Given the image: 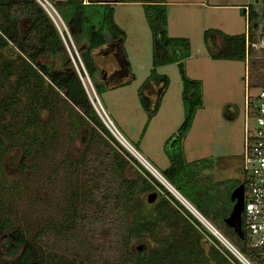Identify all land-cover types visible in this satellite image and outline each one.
Returning <instances> with one entry per match:
<instances>
[{
  "label": "trees",
  "instance_id": "obj_1",
  "mask_svg": "<svg viewBox=\"0 0 264 264\" xmlns=\"http://www.w3.org/2000/svg\"><path fill=\"white\" fill-rule=\"evenodd\" d=\"M118 3L141 4L151 31L152 69L147 81H162L163 86L152 107L141 97L149 112L148 121L157 112L168 84L167 77L157 74L156 69L176 64L182 83L184 119L173 147L166 151L169 166L161 177L241 254L259 264L260 256L251 248L244 225L241 238L225 224L233 206L230 194L240 184L246 190L245 181H214L203 173L207 160L185 161L181 141L203 107L202 84L185 71L189 40L167 34V0L51 2L69 37L64 32L63 37L59 34L35 0H0V264H238L149 173L143 171L133 177L127 172L129 165L116 150L118 144L91 104L90 92L81 78L85 81L87 76L96 93L106 90L98 82L100 69L93 54L109 42H123V32L114 21V5ZM247 10V33L204 31L208 48L214 47L208 43L212 36L221 41L214 47L216 52L209 50L212 59L245 63L256 44L254 30L259 19L260 39L264 38V4L261 13L253 5ZM43 113L48 115L46 121L41 120ZM63 125L69 127L71 140L77 131H83L85 152L79 159H64L69 184L60 217L51 225L43 224L29 239L12 219L15 203L28 189L23 183L29 174L58 146V130ZM6 161L16 168L15 179L2 175ZM153 191L162 196L157 203L148 204L144 196ZM200 230L210 242L207 258L200 248ZM103 234L108 240L94 246L93 240ZM148 239L153 243L151 248ZM71 240L76 243L68 249L66 244ZM133 241L139 243L134 253L130 250Z\"/></svg>",
  "mask_w": 264,
  "mask_h": 264
},
{
  "label": "rangeland",
  "instance_id": "obj_2",
  "mask_svg": "<svg viewBox=\"0 0 264 264\" xmlns=\"http://www.w3.org/2000/svg\"><path fill=\"white\" fill-rule=\"evenodd\" d=\"M47 1L51 4V2L64 0ZM263 4L264 0H167V34L170 37H183L189 40L190 57L183 61L185 71L190 79L202 84L203 107L197 111L190 130L181 141L183 155L188 163L207 160L208 168L203 173L212 176L214 181L242 179L240 162L244 98L248 89L249 93L253 94L264 85V50L261 48L260 39L261 19L258 20L259 24L254 30L256 44L248 53L245 63L212 59L209 56V50L216 52L214 47L220 46V38L212 36V40L208 39L209 45L214 46L208 48L203 33L209 29L218 30L226 35L245 33L246 18L243 9L246 7L244 6L253 5L257 12L261 13ZM114 21L123 32L122 52L128 63V72L133 79L123 78L121 82H112L109 88L105 85L106 90L101 93H96L92 83L85 80L87 85L85 89L87 88L86 90L90 92V97L100 114L104 113L126 143L135 148L140 157L157 173L162 174L169 166L166 151L173 147L184 119L182 83L178 67L176 64H168L156 69L157 74L167 77L168 84L160 99L157 112L148 121L149 112L143 107L141 97L147 98L152 107L157 101V92L163 86V82L154 84L147 81L152 69L153 48L144 8L139 3L115 4ZM20 30L22 31V26ZM65 48L73 66L78 71L66 43ZM71 48L74 56L79 59L73 43ZM103 50L95 51L93 56L98 68L110 73L118 66L113 55L104 56ZM144 85L147 88L142 89ZM94 110L96 112V109ZM47 118L46 113L41 115V120L46 121ZM101 122L118 144L119 147H116V150L128 163L127 172L135 177L137 173L141 174L145 171L160 183L161 181L118 140L109 124L102 120ZM147 122L149 123L144 130ZM58 131L60 133L58 146L32 174H29L27 182L23 183L24 186H28V189L25 195L21 194L15 203L12 219L29 239L43 224H50L60 217L69 184L67 169L63 166L64 159H79L85 152L86 142L83 141L82 130L76 132L74 140L69 137L71 132L67 125L61 126ZM132 159L137 163H133ZM2 175L7 180L15 179L16 168L11 167L6 161L3 164ZM150 194H156L153 203H157L162 196L160 192L153 191L145 195L144 200H147ZM190 214L194 217V214ZM196 220L199 222L198 219ZM199 223L211 233L202 221ZM198 232L202 234V239L199 241L200 248L207 258L211 252L210 242L203 231ZM107 240L106 234H103L93 240V243L94 246H99ZM75 243L71 240L66 246L70 249L75 246ZM147 245L148 248L153 246L150 239L147 240ZM138 246L139 243L133 241L130 250L134 253ZM80 255L83 259L84 253ZM205 264H213V262L209 261Z\"/></svg>",
  "mask_w": 264,
  "mask_h": 264
},
{
  "label": "built area",
  "instance_id": "obj_3",
  "mask_svg": "<svg viewBox=\"0 0 264 264\" xmlns=\"http://www.w3.org/2000/svg\"><path fill=\"white\" fill-rule=\"evenodd\" d=\"M35 1L54 21L53 23H55L59 34L63 37L64 32L68 36L63 22L52 5L47 0ZM54 17L56 19H54ZM81 80L84 87H86L84 80L82 78ZM86 80L90 83L87 76ZM91 90L94 93L92 88ZM90 100L100 119L105 123L107 122L109 127H112L116 133L120 135L112 123L106 118L104 113L101 112L103 116L100 114L91 97ZM243 113L244 124L240 169L242 174L241 180L245 181L246 190L244 189L242 225H244L246 236L251 248L256 250L260 256L259 259L261 261L259 264H264V85L259 87L253 94L249 93V89L247 90L244 98ZM157 174L161 177L159 173ZM176 194L190 207V209L188 208L190 211L197 213L196 210L184 200L182 196H180V194L177 192ZM200 218L205 221L207 228L209 227L208 229L212 235H214L220 244L234 257L238 264H256L232 246L209 222L201 216Z\"/></svg>",
  "mask_w": 264,
  "mask_h": 264
},
{
  "label": "water",
  "instance_id": "obj_4",
  "mask_svg": "<svg viewBox=\"0 0 264 264\" xmlns=\"http://www.w3.org/2000/svg\"><path fill=\"white\" fill-rule=\"evenodd\" d=\"M262 43H264V38L261 39ZM115 53H114V58L118 64L119 70L115 72L111 76L118 75L120 79H127L126 77L128 76V63L123 55L122 52V41L119 40L118 43L114 46ZM109 52L105 51L104 55H107ZM133 79L132 77L129 78ZM163 178V177H162ZM164 180V179H163ZM165 181V180H164ZM166 182V181H165ZM162 183V182H161ZM167 183V182H166ZM168 184V183H167ZM162 185L167 189L165 184L162 183ZM169 185V184H168ZM171 187V186H170ZM172 188V187H171ZM173 189V188H172ZM169 193L170 190L167 189ZM176 191V190H175ZM177 192V191H176ZM178 193V192H177ZM179 194V193H178ZM173 195V194H172ZM174 196V195H173ZM181 196V195H180ZM179 203H182L179 198L174 196ZM156 198V194H150L147 197V203L151 204L154 202ZM185 200V199H184ZM230 201L233 203V206L231 208V211L228 215V217L225 219V224L232 228L235 234L239 237H243V231H242V212H243V205H244V186L242 184L238 185L230 194ZM182 205H184L182 203ZM184 207L192 213L185 205ZM197 212V211H196ZM198 213V212H197ZM193 214V213H192ZM199 214V213H198ZM199 216H201L199 214ZM195 217V215H194ZM202 217V216H201ZM196 219L199 220L198 217H195ZM203 218V217H202ZM200 222V221H199ZM212 234V233H211ZM214 236V235H213Z\"/></svg>",
  "mask_w": 264,
  "mask_h": 264
},
{
  "label": "flooded vegetation",
  "instance_id": "obj_5",
  "mask_svg": "<svg viewBox=\"0 0 264 264\" xmlns=\"http://www.w3.org/2000/svg\"><path fill=\"white\" fill-rule=\"evenodd\" d=\"M118 42H109L106 46H104L102 49L103 50V54L105 51H108L109 53L107 55H113L114 57V53H115V49H114V46L117 44ZM261 48L264 50V44L261 43ZM102 53V52H101ZM94 55V54H93ZM107 55H104V56H107ZM117 64V62H116ZM118 66V64H117ZM119 70V67H117L114 71L110 72V73H107L103 70H100L99 73H100V76H99V79H98V82H101L102 84H104V86L106 85L107 88H109L111 85L110 83H114V82H121V79L118 75H115V76H111L113 75L115 72H117ZM129 77H132V75L128 72V76L126 77L127 79L125 80H129Z\"/></svg>",
  "mask_w": 264,
  "mask_h": 264
},
{
  "label": "bare ground",
  "instance_id": "obj_6",
  "mask_svg": "<svg viewBox=\"0 0 264 264\" xmlns=\"http://www.w3.org/2000/svg\"><path fill=\"white\" fill-rule=\"evenodd\" d=\"M112 128V127H111ZM110 129V128H109ZM112 132L116 135V137L118 138V140H120L123 145L158 179L160 180L163 184L166 185L167 189L170 190V192H172L176 197L179 198V196L176 194L175 190L172 189L164 180L162 177H160L151 167H149V165L140 157V155L136 152V150H134L130 145H128L117 133L116 131L112 128ZM160 182V183H161ZM182 202L183 200L181 198H179ZM184 203V202H183ZM189 209L190 207L184 203ZM195 216H197L199 218V221H202L203 225L207 226V224L205 223V221L203 219L200 218V216L195 213L194 211H191ZM209 228V227H208Z\"/></svg>",
  "mask_w": 264,
  "mask_h": 264
},
{
  "label": "crops",
  "instance_id": "obj_7",
  "mask_svg": "<svg viewBox=\"0 0 264 264\" xmlns=\"http://www.w3.org/2000/svg\"><path fill=\"white\" fill-rule=\"evenodd\" d=\"M244 7H246L244 10H243V13L245 14V21H246V32L245 33H247V7H248V5L247 6H244ZM256 10V9H255ZM257 11V10H256ZM260 27H262V23H260Z\"/></svg>",
  "mask_w": 264,
  "mask_h": 264
},
{
  "label": "clouds",
  "instance_id": "obj_8",
  "mask_svg": "<svg viewBox=\"0 0 264 264\" xmlns=\"http://www.w3.org/2000/svg\"><path fill=\"white\" fill-rule=\"evenodd\" d=\"M130 145V144H129ZM135 150V149H134Z\"/></svg>",
  "mask_w": 264,
  "mask_h": 264
}]
</instances>
